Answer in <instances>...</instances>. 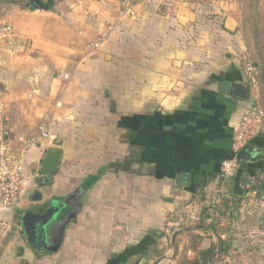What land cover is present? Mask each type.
I'll return each instance as SVG.
<instances>
[{
	"label": "crops",
	"instance_id": "obj_1",
	"mask_svg": "<svg viewBox=\"0 0 264 264\" xmlns=\"http://www.w3.org/2000/svg\"><path fill=\"white\" fill-rule=\"evenodd\" d=\"M214 3L150 0L126 16L120 0L115 8L95 0L92 15L55 14L57 25L69 20L75 44L42 51L36 73L11 72L1 90L13 145L20 136L38 143L24 159L20 202L0 211L8 223L0 264H182L209 247L212 263H264V157L232 179L221 176L256 101L250 90L247 99L219 90L222 81L246 80L232 53L234 32L219 28V16L206 18ZM56 138L59 170L43 176ZM251 144L264 150V125ZM179 174L189 176L186 185ZM51 206L59 211L48 246L76 213L56 250L31 243L22 225L27 210Z\"/></svg>",
	"mask_w": 264,
	"mask_h": 264
},
{
	"label": "rangeland",
	"instance_id": "obj_2",
	"mask_svg": "<svg viewBox=\"0 0 264 264\" xmlns=\"http://www.w3.org/2000/svg\"><path fill=\"white\" fill-rule=\"evenodd\" d=\"M56 4L62 2L63 7L60 9L53 7L46 12L42 9L32 10L27 7V0H0V25L4 22L11 23L14 31L18 35L19 43L14 50L7 53L6 61L0 66V90L3 89L4 81L8 75L13 72L16 77L21 78V73L34 74L37 68L40 67L46 61V57L43 55L44 50L50 52H58L60 44H75L74 41L68 36L71 29L68 25H71L69 20H65L60 25H57L55 19L57 14H63L67 16L70 13L71 16L78 17L82 14H94L91 11V6L95 4V0H55ZM99 1V0H98ZM102 1V0H100ZM205 1L206 0H198ZM215 2L207 9L206 18L219 16V28H225L226 21H230L235 28L234 31V57L236 63L244 70V54L248 53L258 67L259 80H260V96L258 98L259 103L264 107V0H260L259 12L261 18L259 21L258 36L254 33L251 22L249 21V6L254 3V0H207ZM113 3L111 7H116L117 0H109ZM109 4V3H108ZM113 9L108 8L109 14H113ZM54 10V11H52ZM70 23V24H69ZM44 28H52L53 31L63 34L61 40L49 39L44 34ZM72 30H75L74 27ZM90 28H87L89 31ZM227 30V29H226ZM228 31V30H227ZM70 38V39H69ZM67 46V45H65ZM63 58V57H62ZM38 73V72H37ZM40 73V72H39ZM65 74V73H63ZM57 75V72H56ZM30 97V92L25 95V98ZM170 242V239H168ZM168 242V244H169ZM210 264H217L211 262ZM246 264V263H235ZM253 264H264L260 262H254Z\"/></svg>",
	"mask_w": 264,
	"mask_h": 264
},
{
	"label": "built area",
	"instance_id": "obj_3",
	"mask_svg": "<svg viewBox=\"0 0 264 264\" xmlns=\"http://www.w3.org/2000/svg\"><path fill=\"white\" fill-rule=\"evenodd\" d=\"M150 0H120V13L126 16L136 15V5ZM19 43L18 35L11 23L0 25V66L6 61L7 53L14 50ZM245 80L249 86L255 106L246 111L239 122L232 145L233 154L223 160L221 176L224 180L232 179L241 168L238 157L239 151L251 143L264 125V108L259 103L260 80L256 62L247 53L243 56ZM6 100L0 90V211L16 206L20 202L26 175L24 173V159L30 147L37 145L35 137L20 136L18 145L14 146L11 140L10 116L6 110ZM43 130L42 137H48ZM7 222L0 216V229L7 226Z\"/></svg>",
	"mask_w": 264,
	"mask_h": 264
},
{
	"label": "water",
	"instance_id": "obj_4",
	"mask_svg": "<svg viewBox=\"0 0 264 264\" xmlns=\"http://www.w3.org/2000/svg\"><path fill=\"white\" fill-rule=\"evenodd\" d=\"M230 21H226L225 27L228 31L234 32L235 28L232 27ZM219 90L224 93L233 94L236 97L247 99L249 97V86L242 81H222L219 86ZM61 140L53 139L51 145L46 149L45 155L41 161L40 171L43 176L52 175L58 172L59 163L61 161L62 149L60 148ZM238 157L241 161V168L246 169L249 162L257 161L264 157V150L255 149V147L248 143L238 153ZM189 176L186 174L178 175V184L186 185ZM59 211V207L51 206L44 212H36L27 210L22 217V225L31 243L38 244L43 249L56 250L62 242L63 230L69 223L71 217H68L62 225L59 238L55 246H48L47 233L51 224L56 219V214ZM155 236H161V232L157 230L151 231Z\"/></svg>",
	"mask_w": 264,
	"mask_h": 264
},
{
	"label": "trees",
	"instance_id": "obj_5",
	"mask_svg": "<svg viewBox=\"0 0 264 264\" xmlns=\"http://www.w3.org/2000/svg\"><path fill=\"white\" fill-rule=\"evenodd\" d=\"M55 4H56L55 0H27V7H29L32 10L35 9L51 10L55 6ZM259 4H260V0H254V3H251V5L249 6L250 8L248 10L249 21L251 22V25L253 27L256 36H258L259 24H260L259 21L261 18V14L259 12V8H260ZM192 247L197 249V246L195 245H193ZM214 252L215 249L213 247L200 249L198 251L199 253L198 257H194L191 259L185 256V258L182 261V264H210Z\"/></svg>",
	"mask_w": 264,
	"mask_h": 264
}]
</instances>
